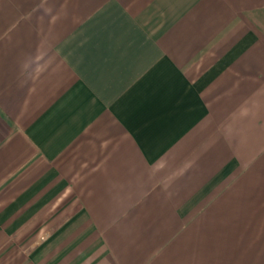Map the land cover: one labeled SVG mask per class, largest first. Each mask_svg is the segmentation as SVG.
I'll return each mask as SVG.
<instances>
[{"label":"crops","instance_id":"obj_1","mask_svg":"<svg viewBox=\"0 0 264 264\" xmlns=\"http://www.w3.org/2000/svg\"><path fill=\"white\" fill-rule=\"evenodd\" d=\"M0 264H264V0H0Z\"/></svg>","mask_w":264,"mask_h":264}]
</instances>
